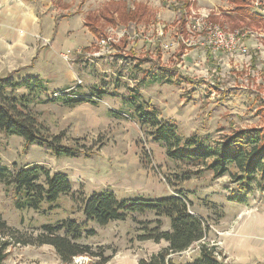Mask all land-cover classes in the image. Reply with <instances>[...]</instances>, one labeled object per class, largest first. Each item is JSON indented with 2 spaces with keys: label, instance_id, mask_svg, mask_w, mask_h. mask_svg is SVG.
Returning <instances> with one entry per match:
<instances>
[{
  "label": "rangeland",
  "instance_id": "374dc122",
  "mask_svg": "<svg viewBox=\"0 0 264 264\" xmlns=\"http://www.w3.org/2000/svg\"><path fill=\"white\" fill-rule=\"evenodd\" d=\"M244 1L245 13L234 0H0V10L21 6V12H34L42 28L29 34L36 45L32 46V66H21L12 75L9 67H3L8 62L0 63V75L11 74L8 77L14 81L36 78L44 82L48 92L31 105L42 135L61 136L62 146L79 152L56 158L47 147L0 131L1 166L45 167L65 174L73 187L72 195H62L57 202L33 211L18 210L11 190L0 184L3 219L25 236H37L44 226L70 219L85 226V233L95 232L94 236L85 234L81 244L104 254L107 264H138L168 247L165 241L141 240L147 234L145 227H156L146 225L155 217L131 215L105 227L86 224L82 199L104 192L127 201L183 194L193 213L206 222L208 232L190 250L172 255L174 261H193L201 244H207L217 249L226 264H264V192L253 190L247 204L230 201L237 191L230 176L215 178L201 164L170 160L166 149L152 141L148 128L133 120L124 105L129 91L137 89L144 101L158 108L161 119L178 123L182 136L198 134L215 146L238 130L264 128V18L252 14L253 7L264 11V0ZM130 12L140 17L127 20ZM91 14L99 22L90 20ZM204 14L230 34L245 30L244 43L253 58L224 55L218 63L199 43L188 48L183 41L196 37L190 32L193 19ZM110 18L115 23H108ZM86 22L97 26L99 38ZM49 25L56 36L63 32L66 40L60 46L53 47L54 36H48L46 29ZM2 27L13 30L10 25ZM109 38L108 44L102 43ZM171 43L179 44L166 48ZM254 43L260 44L261 52ZM155 61L176 82L148 79L143 83L147 69L161 73L158 67L152 68ZM97 91L105 96L94 99V105L67 107L52 102L63 93L91 96ZM23 94L27 91L21 90L18 96ZM161 220L163 230H169L168 219ZM7 253L4 264H62L48 245H18ZM89 261L79 257L74 264Z\"/></svg>",
  "mask_w": 264,
  "mask_h": 264
},
{
  "label": "trees",
  "instance_id": "16d2710c",
  "mask_svg": "<svg viewBox=\"0 0 264 264\" xmlns=\"http://www.w3.org/2000/svg\"><path fill=\"white\" fill-rule=\"evenodd\" d=\"M238 10L245 13L248 9L244 0H234ZM126 17V16H125ZM125 17L123 18L125 20ZM139 13H131L127 20H135ZM90 20L99 22L98 16H89ZM109 19L108 23H115ZM96 38L98 28L93 24H85ZM152 68L158 67L160 74H152L151 69L143 72L142 82L151 79L152 83L173 84L176 80L172 73L155 61ZM138 68V65L136 66ZM27 95L18 96L21 91ZM47 87L39 79L26 78L14 81L11 78H0V131L8 136H19L27 144H38L47 147L56 158L74 157L78 150L62 146L61 136L46 138L42 135V127L31 110L33 102L47 93ZM105 92L97 91L96 95L80 96L78 94H60L52 99L53 103L61 102L67 107H75L84 103L97 104L94 99L101 100ZM137 89L129 91V98L124 100L133 120L142 127L148 128L152 141L166 149L170 160L201 164L203 171L213 174L215 178L230 176L237 191L230 196V201L247 204L248 196L256 188L264 192V128L242 129L224 138L218 145L210 144L203 136L193 134L184 137L179 133L178 123L169 118L161 119L158 108L146 102ZM0 184L10 189L15 207L18 210L39 211L43 204H53L62 195H72L73 187L63 173H52L49 169L35 166L12 169L0 165ZM86 224L96 222L105 227L113 222L124 221L131 215H153L155 220L146 225L155 224L150 229L145 227L147 234L141 240H152L155 243L165 241L166 249L152 256L141 259L138 264H226L220 259L215 247L201 244L198 256L186 263H177L171 256L190 250L195 244L207 236L208 226L200 216L193 213L191 203L183 194L171 195L157 200H120L113 192L94 194L82 199ZM162 218L169 221V230H163ZM85 234L94 236L90 230L85 233V226L76 221L65 220L55 226H44L37 235L25 236L12 228L0 215V264H4L7 252L15 246L52 247L62 264H74L79 257L90 259L82 264H107L104 254L94 252L89 245L81 244Z\"/></svg>",
  "mask_w": 264,
  "mask_h": 264
},
{
  "label": "crops",
  "instance_id": "0c3cea01",
  "mask_svg": "<svg viewBox=\"0 0 264 264\" xmlns=\"http://www.w3.org/2000/svg\"><path fill=\"white\" fill-rule=\"evenodd\" d=\"M26 7L28 6L26 5ZM15 8L16 9L14 10L10 7L8 8L4 7L0 10V24H1V27H0V63L8 62L9 65L3 66V67H9L11 69L10 70L11 74L13 73L12 75H16L19 67L21 66H22V69H25L24 67L32 66L34 59H35V57H33L34 53L32 52V46L35 45V42L32 40L29 34H31L32 32L33 34H37L42 29L38 17L33 14L34 12L33 13H30L32 11L30 12L28 11L29 13L21 12V10L23 9L21 8V6L15 7ZM263 13L264 11L262 10L260 11L256 9L255 7L252 8V14L260 16L261 19L264 18ZM2 25L4 26L10 25L13 27V30H10V29L7 30L8 28L6 29L2 27ZM56 26L57 25H55V28ZM53 28H51L50 25L47 26L46 27L47 34L48 36H54L53 37L54 39L53 47L60 46V44H62V42H65L66 39L62 37L63 32H60L56 36L54 34L55 31H53ZM16 30L19 32H21L22 30L25 32H28V35H21L19 34V32L17 33ZM244 31L245 30H243V32ZM249 38H253V37H249ZM67 42H69L68 39H67ZM256 45L257 44H255V46ZM258 46H260L259 43H258ZM190 59L193 60V57L192 58L190 57ZM9 75L5 77L9 78L8 77ZM0 78L6 79L4 78V75L3 76L0 75Z\"/></svg>",
  "mask_w": 264,
  "mask_h": 264
},
{
  "label": "built area",
  "instance_id": "2783aa9c",
  "mask_svg": "<svg viewBox=\"0 0 264 264\" xmlns=\"http://www.w3.org/2000/svg\"><path fill=\"white\" fill-rule=\"evenodd\" d=\"M190 32L196 36L195 38L197 40L195 42L192 41L195 38L184 40L183 42L186 43L187 47L190 48L193 45H197V43H199L206 49L207 52L210 53L212 60L218 63L224 60V55L229 57H250L251 59L254 56V53L244 43V38L248 33L238 30L235 32V34H230L221 25L210 22L208 15L204 14L193 19ZM110 41V38L107 40L103 39L102 43L108 44ZM178 44L171 43L170 46H166V48L173 49ZM174 45L176 46L173 47ZM261 49L262 48L258 47L257 45L255 46V50L261 51Z\"/></svg>",
  "mask_w": 264,
  "mask_h": 264
}]
</instances>
